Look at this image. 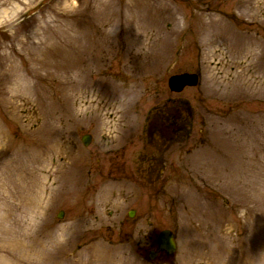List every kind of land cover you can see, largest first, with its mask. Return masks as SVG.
Here are the masks:
<instances>
[{"label": "rangeland", "instance_id": "rangeland-1", "mask_svg": "<svg viewBox=\"0 0 264 264\" xmlns=\"http://www.w3.org/2000/svg\"><path fill=\"white\" fill-rule=\"evenodd\" d=\"M54 2L39 0L36 12H55ZM87 5L56 13L43 30L32 15L15 36L0 32V259L249 264L264 250V0ZM194 70L200 84L181 94L200 99L192 139L180 144L178 192L172 198L170 184L154 195L156 209L143 204L141 226L124 224L129 184L106 173L82 136L90 130L106 144L141 128L162 84ZM11 158L27 173L14 175ZM17 180L30 185L27 199ZM62 224L68 238L57 243ZM165 228L176 232L177 251L151 260Z\"/></svg>", "mask_w": 264, "mask_h": 264}, {"label": "flooded vegetation", "instance_id": "flooded-vegetation-1", "mask_svg": "<svg viewBox=\"0 0 264 264\" xmlns=\"http://www.w3.org/2000/svg\"><path fill=\"white\" fill-rule=\"evenodd\" d=\"M196 72L202 78V73L199 70ZM167 85L164 82L157 91L156 96L161 98L147 108L141 128H134L135 131L126 136L128 129L125 127L106 144L94 143L95 135L90 130L84 134L88 135L86 137L90 141L84 145L91 147L95 144V153L102 154V159L107 162L106 173L114 179H125L129 184L130 196L127 202L130 208L123 220L124 224L141 226L135 221L144 220L140 215L143 204L152 203V209H156L159 199L154 195H165L170 184L173 187L171 197L174 198L178 192L180 144L186 145L192 139L196 103L200 98H187L181 95L183 92H175ZM85 156L91 158L94 152L90 151ZM144 194L150 197L147 199ZM144 225L154 228L156 222L149 221Z\"/></svg>", "mask_w": 264, "mask_h": 264}, {"label": "clouds", "instance_id": "clouds-1", "mask_svg": "<svg viewBox=\"0 0 264 264\" xmlns=\"http://www.w3.org/2000/svg\"><path fill=\"white\" fill-rule=\"evenodd\" d=\"M39 6V0H0V32H6L9 36H15L24 24L25 18L35 15L39 22L41 30L53 23L56 19V13L63 15H75L87 8V0H55L52 9L45 14H38L36 9ZM115 25H113V28ZM109 28L108 31H113ZM26 39V37H24ZM147 232V229H146ZM67 225H60L56 234L57 243H63L67 240ZM0 264H13V261L6 256L0 259ZM249 264H264V250L253 254Z\"/></svg>", "mask_w": 264, "mask_h": 264}, {"label": "water", "instance_id": "water-1", "mask_svg": "<svg viewBox=\"0 0 264 264\" xmlns=\"http://www.w3.org/2000/svg\"><path fill=\"white\" fill-rule=\"evenodd\" d=\"M198 74L182 73L173 75L169 80V85L172 89L181 91L187 85H196L198 83ZM86 143L88 139H84ZM62 217V214L60 215ZM159 246L156 251H152L151 258H154L159 251H166L168 254L173 255L177 250L176 235L170 229L162 230L158 234Z\"/></svg>", "mask_w": 264, "mask_h": 264}, {"label": "bare ground", "instance_id": "bare-ground-1", "mask_svg": "<svg viewBox=\"0 0 264 264\" xmlns=\"http://www.w3.org/2000/svg\"><path fill=\"white\" fill-rule=\"evenodd\" d=\"M88 61L89 62H91L92 61V57H89V59H88ZM2 138H3V133L0 131V140H2ZM1 142V141H0ZM9 164H11L12 165V168H11V170L13 169V172H14V175H16V174H22L23 172L24 173H27V166H19V165H17V164H13V159L11 158L10 159V161H9ZM22 172V173H21ZM14 178H16V177H14ZM24 179H22V181H23ZM17 181H18V183H17ZM17 181H15L14 182V184H15V188L17 189V192L20 194V197L23 199V197H22V195L25 197V199H27V196H26V192H28L27 190L28 189H30V185H27L26 183H24V184H19L21 181H19V180H17ZM11 191V190H10ZM13 192L14 191H11V193H12V195H13ZM31 202H35L36 204H37V201H35V200H33V201H31ZM212 254V253H211ZM215 257V256H214ZM232 264H240L239 263V261L237 260L236 262H233Z\"/></svg>", "mask_w": 264, "mask_h": 264}]
</instances>
